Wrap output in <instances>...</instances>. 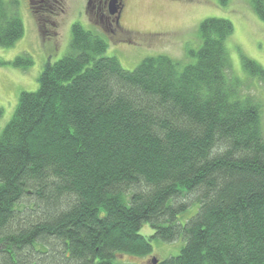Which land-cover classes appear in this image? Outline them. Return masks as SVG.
Returning a JSON list of instances; mask_svg holds the SVG:
<instances>
[{"label":"trees","instance_id":"1","mask_svg":"<svg viewBox=\"0 0 264 264\" xmlns=\"http://www.w3.org/2000/svg\"><path fill=\"white\" fill-rule=\"evenodd\" d=\"M249 3L263 20V0ZM18 8L0 0L2 49L24 35ZM197 31L190 64L156 56L126 71L101 37L71 26L64 56L0 131V264H121L150 256L153 240L183 245L149 264H264L260 106L227 79L232 23Z\"/></svg>","mask_w":264,"mask_h":264},{"label":"rangeland","instance_id":"2","mask_svg":"<svg viewBox=\"0 0 264 264\" xmlns=\"http://www.w3.org/2000/svg\"><path fill=\"white\" fill-rule=\"evenodd\" d=\"M3 1L18 2L24 35L14 47L0 48V63L7 64L27 55L33 65L24 72L0 65V131L11 120L19 96L36 92L38 78L48 60L55 63L64 56L73 24L78 23L101 37L108 45L106 55L116 58L124 70L133 71L149 57L167 56L182 66L193 62L188 52L197 51L200 45L199 24L212 18L227 20L234 27L225 49L231 62L227 79L239 82L241 98L253 99L260 106L264 133V80L247 75L241 61L245 57L264 71V19L256 16L249 0H226L224 5L220 0H126L123 24L129 32L128 36L119 38L105 31L96 16L87 12L88 0H54L56 4L52 2V5L56 10L40 15L35 14L30 0ZM40 17L47 21L42 23ZM192 214L194 211L189 210L186 218ZM141 234L152 235L146 226ZM182 245L180 241L153 240L150 256L120 255L117 261L121 264H149L152 259L164 261L176 257Z\"/></svg>","mask_w":264,"mask_h":264},{"label":"flooded vegetation","instance_id":"3","mask_svg":"<svg viewBox=\"0 0 264 264\" xmlns=\"http://www.w3.org/2000/svg\"><path fill=\"white\" fill-rule=\"evenodd\" d=\"M35 14L40 15L41 12H54L56 6L52 5V2L56 4L54 0H30ZM125 1L126 0H88L87 12L96 16L97 23L101 24L103 29L113 36L119 38L128 36L129 32L123 24V17L125 15ZM94 12H92V11ZM54 15L53 13H49ZM42 23L44 20L40 17Z\"/></svg>","mask_w":264,"mask_h":264},{"label":"water","instance_id":"4","mask_svg":"<svg viewBox=\"0 0 264 264\" xmlns=\"http://www.w3.org/2000/svg\"><path fill=\"white\" fill-rule=\"evenodd\" d=\"M155 263V261H153Z\"/></svg>","mask_w":264,"mask_h":264}]
</instances>
